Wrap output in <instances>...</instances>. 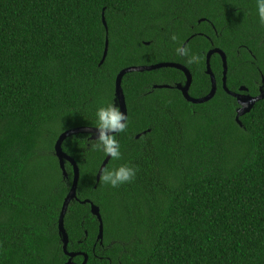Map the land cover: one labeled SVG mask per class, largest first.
Listing matches in <instances>:
<instances>
[{"label": "trees", "instance_id": "trees-1", "mask_svg": "<svg viewBox=\"0 0 264 264\" xmlns=\"http://www.w3.org/2000/svg\"><path fill=\"white\" fill-rule=\"evenodd\" d=\"M104 13L110 45L101 65ZM198 32L214 44L191 38ZM185 43L198 63L176 54ZM213 48L227 56L228 89L258 96L264 24L256 0H0V264L66 262L57 224L73 169L67 164L64 178L54 146L69 129L96 128L97 109L115 103L118 74L181 64L193 75L190 95L203 98ZM222 65L214 55L219 79ZM185 81L173 68L124 77L128 127L116 137L121 158L106 168L134 166L133 181L97 184L103 151L88 135L64 142L81 173L65 225L87 264H264V100L240 126L237 101L222 87L197 105L175 88ZM85 200L101 210L103 247L94 249L100 223Z\"/></svg>", "mask_w": 264, "mask_h": 264}, {"label": "water", "instance_id": "water-1", "mask_svg": "<svg viewBox=\"0 0 264 264\" xmlns=\"http://www.w3.org/2000/svg\"><path fill=\"white\" fill-rule=\"evenodd\" d=\"M103 24L106 28L107 31V38H106V46H105V52H104V56L103 59L101 61V65L104 64L107 56H108V52H109V28H108V24L105 18V13L103 14ZM188 43V42H187ZM213 55H219L222 59L223 62V84H224V88L225 91L232 97H234L237 101L238 104V109H237V116H236V121L238 122V124L240 126H242V123L240 121L241 117L249 114L255 107V105L264 100V79H263V87L260 90V94L258 96H251L249 94H241V93H245L248 91V89L246 87H241L240 88V92L241 93H234L232 91H230L227 87V77H228V61H227V56L225 54V52L221 49H215L212 50L208 53L207 58H206V64H207V70H206V74L211 78V83H212V88L210 93L207 96H204L203 98H193L190 95V89L193 83V75L191 73V71L185 67L184 65L181 64H177V63H160V64H156V65H152V66H133V67H128L123 69L117 76L116 78V84H115V99L114 102L115 104H117L118 106L121 107L122 111L125 112V114L128 113V106H127V101H126V96L123 90V79L126 75L131 74V73H135V72H151V71H156L159 69H164V68H173V69H177L181 72L184 73L185 77H186V82L177 84L175 86V88L177 90H179L183 97L190 103L192 104H204L207 103L209 101H211L217 92V84H216V79H215V75L213 73V70L211 68V59L213 57ZM155 89H173V86L170 85H162V86H155ZM88 135L90 137V140L94 141L97 137V130L96 128L93 127H76V128H72L69 129L67 131H65L64 133H62L58 140L55 143L54 146V151H55V156L58 159L60 168L63 172V176L64 178H68V173L66 170V166L67 164H69L72 169H73V181H72V185H71V189L68 193V195L66 196L63 206H62V210L60 213V218H59V234L60 237L63 241V245H64V252L66 255H68L69 257H74L73 254L69 253L67 248H68V244H69V237H68V233L66 231L65 228V218L66 215L68 213V209L71 205L72 202L74 201H78V197H77V191H78V186H79V181H80V168L77 164V162L70 157L67 153H65L64 149H63V145L64 142L76 135ZM141 136L138 135L137 139H139ZM111 161L110 157H107L105 159V161L103 162L98 175H97V184L100 183V179H99V175L102 169L106 168L107 165L109 164V162ZM81 204L85 205V204H89L91 207V213L93 216H95L99 223H100V228H99V235H98V241L101 242V244H103V239H104V223H103V218L101 215V210L100 208L95 205L93 202H91L90 200H85L83 202H81ZM77 255H83V254H75V257ZM85 256V260L82 264H87L88 262V256ZM67 264H73L72 260L70 259L69 262Z\"/></svg>", "mask_w": 264, "mask_h": 264}, {"label": "clouds", "instance_id": "clouds-1", "mask_svg": "<svg viewBox=\"0 0 264 264\" xmlns=\"http://www.w3.org/2000/svg\"><path fill=\"white\" fill-rule=\"evenodd\" d=\"M257 13L259 20L264 24V0H256ZM173 41L177 37H171ZM176 54L179 56H188V63L196 64L199 62V55L190 54L187 47H177ZM97 122L95 124L97 137L93 141V147L103 151L105 157H110L112 160L121 158V145L117 140V135L126 131L128 127L129 116L125 114L121 107L115 103L101 106L96 112ZM138 169L128 164L120 165L118 168H104L101 170L99 179L104 184H108L113 188L129 183L136 178Z\"/></svg>", "mask_w": 264, "mask_h": 264}, {"label": "flooded vegetation", "instance_id": "flooded-vegetation-1", "mask_svg": "<svg viewBox=\"0 0 264 264\" xmlns=\"http://www.w3.org/2000/svg\"><path fill=\"white\" fill-rule=\"evenodd\" d=\"M208 22L209 23V25H210V27H211V29L214 31V32H216V29H215V26H214V24L211 22V21H207L206 19H201V20H199V24H201L202 22ZM195 35H200V36H204L210 43H211V45H213L214 43L212 42V39H211V37H210V35L209 34H206V33H202V32H198V33H195V34H193L192 36H191V38L192 37H194ZM187 42H189V40L187 41ZM185 45H186V43L184 44V46L183 47H185ZM216 48H213V49H210L207 53H206V58H207V55H208V53L210 52V51H212V50H215ZM214 56V55H213ZM220 57V56H219ZM221 58V57H220ZM212 60V59H211ZM222 60V59H221ZM222 68H223V65H222ZM215 75V74H214ZM220 76V75H219ZM219 76H217L216 77V75H215V79H216V84H217V92H216V94L218 93V91H219V88L220 87H222L223 88V90L225 91V88H224V84H223V72L221 73V78L219 79L218 77ZM263 77V79H264V76H262ZM228 78V77H227ZM211 80V79H210ZM186 82V81H185ZM263 83V82H262ZM263 87V84H261L260 86H259V93H260V90H261V88ZM249 91V90H248ZM248 91L247 92H245V93H241L240 92V88L238 89V92H234V93H241V94H248ZM227 93V92H226ZM228 94V93H227ZM250 95V94H249ZM96 218V217H95ZM98 220V219H97ZM58 226H59V221H58V224H57ZM99 227H100V224H99ZM65 228H66V225H65ZM66 231H67V233H68V230H67V228H66ZM59 232V231H58ZM60 236V235H59ZM68 237H69V244H68V247L69 246H71L72 248H73V250H71V251H68L69 253H71V254H73L74 255V257H69L68 255H66L65 254V252H64V245H63V241L61 240V242H62V249H63V252H64V255L66 256V262L64 263V264H67L68 262H69V260L71 259L72 260V263L73 264H77V263H75V259L77 258V257H82L83 258V260H85V256L84 255H86L85 253H83V252H75V242L73 241V239L70 237V235H69V233H68ZM61 238V237H60ZM97 245H99V246H101V247H103L104 246V241H103V244H101V242H99L98 241V239L96 240V243H95V245H94V249L96 248V246ZM67 250H68V248H67ZM75 254H83V255H77L76 257H75ZM105 258L104 257H101L100 258V260L101 261H103Z\"/></svg>", "mask_w": 264, "mask_h": 264}]
</instances>
